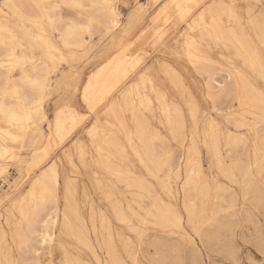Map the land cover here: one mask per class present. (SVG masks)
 Instances as JSON below:
<instances>
[{"label":"bare ground","instance_id":"obj_1","mask_svg":"<svg viewBox=\"0 0 264 264\" xmlns=\"http://www.w3.org/2000/svg\"><path fill=\"white\" fill-rule=\"evenodd\" d=\"M203 1L205 0L168 1L158 17L164 15L165 21L169 20L168 8L173 4L181 16L180 19H187L193 9ZM250 8L244 22L234 4L232 6L227 1L214 0L190 24L191 30L200 31L199 35L187 33L181 45L194 71L207 78L206 98L212 108L225 116L228 122V128H222L215 119L208 118L206 113L200 111L197 103H192L193 99L189 103L188 111L194 130H198L200 117H207L202 142L211 155V161L232 185L239 184L242 187L243 196L255 202H259L261 198L263 202L264 193H261L262 188L257 182L256 174L261 175L264 170V92L253 85L250 76L241 68H233V65L221 66L218 60L212 59L201 48L202 39H213L215 45H222L227 51L228 55L224 53L223 56L228 60L230 57L240 59L256 77L264 80V17H260L262 10L258 17L251 13ZM144 11V5H140L134 11L132 19L141 16ZM207 14H211L210 20ZM224 15L228 18V26L224 24ZM119 23L118 11L112 0H0V178L7 172L6 160L19 157L20 149L25 146L34 147L48 136H51V140L55 136L62 142L81 123V113L69 105H63L56 110L52 123H49L48 134L41 124L47 116L42 111L43 102L51 93L48 83L52 67L47 60H51L52 62L48 61L57 68L59 62L66 59L57 38H60L63 47L83 48L94 32L111 33ZM163 33L162 29L155 32L156 42L162 39L165 35ZM126 50L91 74L81 93L85 102L84 89L88 88V108L91 105L93 109L109 98L123 78L136 68L138 58L129 57L124 52ZM72 56L74 57V53ZM16 71L18 75H15ZM170 72L171 77H175ZM146 79L147 76L139 77L140 83L131 84L132 86L121 92V99L112 102L107 108L119 123L117 131L97 125L89 130L97 152L92 162L100 168V172H95L92 179L98 197L104 200L108 210L97 211L94 203L90 204L89 201L90 217H86L90 222L85 220L75 196L77 178L66 175L61 182L59 169L52 163L33 177L27 191L12 195L6 193L0 198V205L9 199L5 213H0V264H45L46 262H42L43 255L47 245L55 237L63 250V264H138L135 250L137 240L133 235L137 236L138 241H143L148 230H151L148 235L149 243L154 246L157 258L165 260L168 248L176 247L178 241L185 237V225L196 236L209 238L203 231L204 224L214 221L213 217L218 210L224 209L222 201L228 199L229 206L236 205V192L232 186H219L221 190L228 192V196L223 191L218 194L215 197L216 208H212L211 216L207 215L212 185L203 171L202 153L196 133L187 131L182 109L174 103H168L165 92L157 90L150 79L147 80L154 99L145 91ZM235 100L249 108L246 113L252 119H248L245 112L243 115L238 114L244 108L238 112L233 110ZM154 101L160 110L158 121L164 124L172 139L179 144L176 148H170L168 138L158 129H154L153 125L148 126L151 120L149 124L138 113L142 108L152 112ZM125 108L132 112L134 130L126 129L125 120L116 112ZM57 122L62 135H57ZM109 123L112 127L116 126L114 120ZM119 133L126 134L130 147L143 169L145 168L146 174L159 183L166 197L154 189L155 184L147 179V175L146 177L133 170L130 159L123 154L126 147L123 140L119 139ZM248 142L253 144L252 159L249 152L241 153ZM222 144L225 145L226 154L222 151ZM85 150L79 146L78 156L83 166L87 167L90 162ZM39 153L35 149L32 156L30 154L32 159L28 168H39L48 158V152L43 153V157ZM67 156L73 163L71 155ZM174 179L179 182H173ZM61 187L65 206L59 219L61 213L58 196ZM88 194L90 193L85 192V202L89 199ZM136 203L140 211L135 208ZM172 212L179 213L183 218L180 227L174 226ZM226 219L222 225L232 229ZM137 220L141 225H138ZM96 221H99V225ZM143 224L145 225L142 226ZM57 225L58 233L55 231ZM241 237L244 240L242 235ZM68 246L71 248L68 249ZM88 253H91L94 261L89 260Z\"/></svg>","mask_w":264,"mask_h":264},{"label":"rangeland","instance_id":"obj_2","mask_svg":"<svg viewBox=\"0 0 264 264\" xmlns=\"http://www.w3.org/2000/svg\"><path fill=\"white\" fill-rule=\"evenodd\" d=\"M168 1L170 2L171 0H112V3L118 11V15L120 18V23L113 32L107 34L102 31L94 32L92 38H89L88 44L83 48H78L79 50L67 46L63 47V45L60 44V38H57L59 47L62 48L61 51L66 55V59L65 61L63 60L59 62L57 68L53 67V63L49 62L51 60H47L50 67H52L53 69H50V80L48 83V88L51 89V93L48 97H45L43 102L44 108L42 111H44L45 115L47 116L41 122L42 127L45 133L48 134L50 131L48 126L52 123L56 110H58L63 105H69L73 107L78 113H81H79L81 116L80 119L84 117H86V119L79 120L81 123L76 125V127L71 130L66 138L62 142L60 141L61 143L55 136L52 137V140L51 136H48V139L44 138L34 147L25 146L24 148L20 149L19 157L15 158L17 159L16 161L15 159L6 160L5 163L7 164V166H5V169H7V172H5L4 176L0 178V198L6 193L12 195L14 193H23L27 191L30 183L34 179L33 177L37 176L42 169L44 170L48 168V165L55 163L57 169H59L58 171L61 182L63 177L66 175H71L75 179L77 178V190L75 191V196L79 203V210L81 211V214L84 216L85 220H88V218L90 217V214L88 213H90V204L92 202L94 203V208L97 211H99L100 209L108 210V206L106 205V203H104V200L100 199L101 197H98L99 195H97L95 183L92 179L95 172H100V168L97 165L95 166V164L92 162V160H94V157L97 155V152L94 149L93 138L90 136L89 130L91 127L97 125L101 128L107 127L108 129L117 131V128H119V123L113 118V113L111 111H108L107 108L110 106V104H112V102L121 99V92L136 83H140L141 81H138L139 77L141 78L142 76H147V79H150V81L153 82V85L155 86V88H157V90L161 89V91L165 92L166 96L168 97L166 98L168 103H174L178 105L180 109H182L181 112L183 113V117L185 116L184 118L187 122V131H195L196 133V137L202 153L201 159L203 171L210 185H212L210 198L211 200L207 206V215L211 216L212 208H216L215 197L218 194H221L223 191L219 188V186L228 187V185H231L236 192L237 199L235 201L236 205L234 207L228 205V199L223 200V208L225 209L227 207L228 210H218L217 214L213 217L214 221H208L204 224L203 231L205 234L209 235V238H201L199 236H196L197 234L188 225H185V237L178 241L176 247L168 248L167 253L165 254L167 256H165V260L163 258L161 259V261L157 258L154 246L150 245L149 243L150 236L148 235H150L151 230H148L147 236L143 239V241H138L139 239L137 238V236L133 235V238L137 240L135 250L138 258V264H264V198L262 197L263 202H261V198L259 202L247 199L245 196H243L244 192L242 187L239 184L232 185V183L228 181L227 177L224 176L211 161V155L202 142L204 136L203 128H205L206 125V118L208 117L211 119H215L222 128L226 129L228 128V122H226L227 119L225 116H223L222 114H218V112L214 108H212L209 99H207L206 76H200L194 71L192 65L189 63V61H187V56L182 51L181 44L185 39V35L187 33L199 35L200 33L198 29L191 30L190 24H192L193 21L198 18L203 9L207 8L209 3H212L214 0H205L201 2L199 5H197V7L193 9L187 19L185 18L183 20L182 18L180 19L181 16L176 12L177 10H175V6L171 4L169 6L171 10L168 8L169 20L165 21L164 15H162L161 17L158 16L163 6L167 4ZM224 1H227L229 5L232 4V6L234 4L235 8H237L238 13H241L240 16H242L244 22L247 20L246 17H248L249 15H247V10H249L250 7L252 8H250L251 13L253 15L255 14V16L259 17V14H261V12L262 15L264 14V0ZM140 5H144V13L141 16L132 19L134 11ZM210 15L211 14H207L208 20H210ZM262 15L260 16L261 18L264 17V15ZM226 18V15H224V24L228 26L229 22L227 21L228 18ZM158 29L160 31L162 29V32H164L163 35H165L162 37V39L156 42L157 40L154 38V34L156 31H159ZM54 34L57 35V32H55ZM213 41L214 40L210 38L202 39L201 48L206 51L212 59L218 60L221 66L233 65V68H241V70H243L245 74L247 73V76H250L248 77L249 79H251L253 85L264 92V80L256 77L252 70L248 69V67H245V64L240 59L230 57V59L228 60L227 57L223 56L224 53L227 54V51L224 49V47L222 45H215V42ZM125 49L127 50L124 52L128 54L129 57L138 58L139 62L137 63L136 68L127 76H125V78H123L119 87L113 92V96L111 95L105 101L97 104L96 107H94L93 109L91 108V111H89L88 105L81 98V93L84 85L90 78L91 74L94 73L101 65L105 64L115 55L122 53V51ZM262 51L263 50H261V52ZM73 53L74 57L72 56ZM139 57L141 58V61ZM226 62L230 63L227 64ZM166 69H168L169 72L167 71L166 73ZM170 71L173 72L172 74H174L175 77H171ZM18 74V71H16L15 75ZM178 76H180V78H177ZM147 79V85L144 89L154 99L155 96L152 92H150L151 87ZM259 81H261V83ZM190 101L192 103L196 102L200 111L207 114V117L205 118L200 117L198 121L197 131L194 130L195 127L193 121L189 116L188 108ZM233 104V110L235 112L241 111L243 108L246 110L245 111L243 109V111L238 112V114L240 115L242 113L245 114L249 110L248 107L240 105V103L236 100L233 102ZM157 107V102L154 101V108L152 112L142 108V110H138V113H140V115H142L144 119L148 121V123L151 120V124L149 123L150 125L148 126L153 125L152 127H155L154 129H158L162 133V135L168 138L170 148H176L179 146V144L172 139L169 131L164 126V124L158 121V118L160 120V110L157 109ZM127 110L128 109L125 108L123 111L117 110L116 112L118 113V115L121 114L123 120H125V128L134 130L135 124L132 121V112L130 110ZM141 112L143 113L141 114ZM245 115H247L248 119H252L251 115L247 113ZM110 116L112 119L110 118ZM113 120L116 123L115 127H112V125L109 123V121ZM159 123H161L162 125ZM149 128L151 129V127ZM244 131L246 132V130ZM118 137L121 141L123 140L122 142L126 147L123 154L130 159L133 170L136 173L145 176L147 175V179L150 180L153 185L155 184L154 189L160 192L164 197H166L159 183L155 182L150 175L146 174L145 168L143 169L141 163L135 155V152L130 147L126 134L119 133ZM56 142H58L57 144H60L57 146ZM248 144L246 145L245 149L242 148L243 151H241V153L246 154L249 152V156L252 159L253 144L252 142H248ZM222 145V151L224 154H226V152H224L225 145ZM79 146H82L84 149H86L85 151L87 154V160H89L91 164L89 165L92 169L88 168L89 165L87 167L83 166L78 156ZM35 149L40 152L39 155H41L42 157L43 153L47 154L48 152L49 154L48 156H46L48 158H44L45 161L39 168H28L27 166H29L28 164L32 159L31 153H33ZM47 149H49V151H46ZM41 150L44 151L42 152ZM68 154L71 155L73 163L69 161V158L67 156ZM91 154L92 156L90 157ZM23 159H26V161H24ZM226 159V161L228 162V156H226ZM30 169H32L31 172ZM27 171L29 173H27ZM256 177L258 180V184L262 188L261 193H264V170L261 175L256 174ZM177 181L179 182V180H173V182ZM85 192L90 193L88 194L89 199H87V202H85ZM223 193L227 194L228 196V192L223 191ZM63 194L64 191L62 188L58 196L60 209L59 213H61L59 214V219L60 217H62V212L65 206ZM91 195H93L94 197H91ZM262 196H264V194ZM101 204L103 207L105 206V208L101 207ZM8 205L9 199H7L2 205H0V213H5V209ZM135 208L140 211V207L137 203L135 204ZM223 216L228 217L226 219V217ZM224 219L230 222V226L232 225V229H230L232 231L222 225ZM88 221L90 222V219ZM136 222L138 223V225H141L138 220ZM96 224L99 225V221H96ZM144 225L145 224H143L142 226ZM58 230L59 225L55 227V231H57V233ZM241 235L243 236L244 240L242 239ZM54 240L46 247L45 253L42 258V262H46L45 264L50 262H52V264H63V250L58 244L57 237H55ZM69 248L71 247L68 246V249ZM229 254H231L232 257ZM87 256L89 260L94 261L91 253H88ZM103 256L101 258H103Z\"/></svg>","mask_w":264,"mask_h":264},{"label":"snow or ice","instance_id":"obj_3","mask_svg":"<svg viewBox=\"0 0 264 264\" xmlns=\"http://www.w3.org/2000/svg\"><path fill=\"white\" fill-rule=\"evenodd\" d=\"M84 92H85V103H88V100H87L88 88L87 87H85ZM89 111H91V105H89ZM82 119H86V117H84ZM57 135H62L60 128H59V122H57ZM171 215L173 218L174 226L180 227L183 224V218L181 217V215L179 213H176V212H172ZM189 225H191V220H189Z\"/></svg>","mask_w":264,"mask_h":264}]
</instances>
